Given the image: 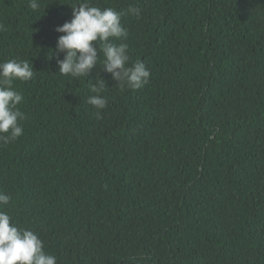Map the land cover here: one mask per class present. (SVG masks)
<instances>
[{
	"label": "trees",
	"instance_id": "1",
	"mask_svg": "<svg viewBox=\"0 0 264 264\" xmlns=\"http://www.w3.org/2000/svg\"><path fill=\"white\" fill-rule=\"evenodd\" d=\"M0 0V62L23 134L0 143V206L57 264H264V0H89L121 14L131 63L58 72L54 29L81 0ZM137 8V17L129 10ZM99 74L108 104L87 103Z\"/></svg>",
	"mask_w": 264,
	"mask_h": 264
},
{
	"label": "clouds",
	"instance_id": "2",
	"mask_svg": "<svg viewBox=\"0 0 264 264\" xmlns=\"http://www.w3.org/2000/svg\"><path fill=\"white\" fill-rule=\"evenodd\" d=\"M38 9L36 0L29 5ZM132 14L139 17L140 10L131 8ZM3 25H0V31ZM62 33L56 40L51 55L56 59L58 72L72 78L86 77L98 65L101 53L103 62L99 65L110 74L111 79L120 87L139 89L150 77L145 64L140 61L131 63L125 43H114L126 38L128 33L121 24V14L113 8H100L90 4L89 0H81L72 7V18L54 29ZM34 74L32 63L28 60L9 59L0 62V143L7 144L23 134L19 121L25 118L17 107L23 96L13 89V81H28ZM107 88L106 82L97 74L95 83L90 85L94 93L87 98V103L99 110L107 107V98L101 95ZM10 196L0 193V206L10 202ZM12 218L0 210V264H57L55 255L44 251L42 240L31 230L11 223Z\"/></svg>",
	"mask_w": 264,
	"mask_h": 264
}]
</instances>
